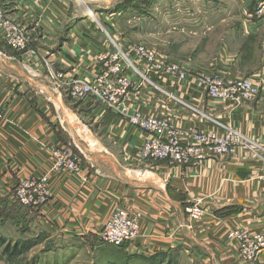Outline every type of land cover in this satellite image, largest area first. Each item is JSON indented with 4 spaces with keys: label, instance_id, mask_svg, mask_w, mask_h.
<instances>
[{
    "label": "crops",
    "instance_id": "crops-1",
    "mask_svg": "<svg viewBox=\"0 0 264 264\" xmlns=\"http://www.w3.org/2000/svg\"><path fill=\"white\" fill-rule=\"evenodd\" d=\"M87 1L91 0H77L88 13ZM248 1L247 11L253 4L264 2ZM71 3L72 0H0L6 19L28 38L27 48L17 51L0 34V198L12 204V189L23 178L47 180L48 202L30 211L36 213L34 224L42 227L48 242L60 251L97 241L110 214L121 206L143 213L140 235L130 244L136 253L149 257L179 252L185 243L194 251L191 257L201 256L209 264H243L236 243L227 236L230 231L244 228L252 234L264 232L261 157L238 148L232 157L209 159L184 168L168 161L149 165L137 158L144 134L106 106L89 100L77 103L94 117L89 131L104 151L99 152V158L87 159L72 144L50 97L62 101L63 92L69 98L67 84L74 77L88 79L96 72L94 56L102 52L104 36L96 23L72 22L76 16L68 17ZM114 22L110 24L115 26ZM248 28L247 34L254 35L257 26L249 24ZM259 37L243 42L251 44ZM261 41L260 54L256 46L255 56L249 50H241V42L229 52L232 59L224 61L227 57H221L222 66L218 65L232 78H250L260 86L249 102L232 106L209 100L198 80L189 77L180 83L165 78L159 86L191 109L146 87L140 93L143 97L136 99L133 106L143 116L171 115L183 130L196 126L207 132H220L214 122L195 113L202 111L246 139L256 141L264 152V37ZM227 47L226 44V51ZM62 106L66 116L82 126L71 110ZM91 138L94 146L85 142L90 151L101 149L97 140ZM67 160L74 161V169L66 167ZM139 166L154 177L144 183H135L145 178L143 172L136 173L135 182L121 177L120 169ZM196 199H201L206 213L197 223L191 222L184 212ZM225 210L233 212L219 214ZM94 247L98 248L96 242ZM261 262L264 264V254Z\"/></svg>",
    "mask_w": 264,
    "mask_h": 264
},
{
    "label": "rangeland",
    "instance_id": "rangeland-1",
    "mask_svg": "<svg viewBox=\"0 0 264 264\" xmlns=\"http://www.w3.org/2000/svg\"><path fill=\"white\" fill-rule=\"evenodd\" d=\"M72 1L73 3H71L70 10L68 12V17L74 15L76 16L75 20L74 17L73 19H71L72 22L76 21L80 23L81 21L85 20H89L91 22L92 16V18H94L96 21L97 19L99 20V24L103 29H107L111 32L110 28H112V33L115 34L117 38L128 40V42H132L134 44H139L142 46L144 45L154 50L155 52L166 56L172 61H177L179 63L181 62V64H186L201 71L207 70L211 72H218L231 77L229 74L221 71L223 70V68H218V65L222 66L221 64H219L223 60L221 59V57H227L224 61L232 59V56L229 55V52H233V50L231 49L235 48L238 43L240 44L246 38L258 35L260 36L259 41L255 40L251 44L244 42L241 43L240 49L249 50L250 53L252 52V55L255 56L254 52L256 46L257 49L259 48V54L261 53L260 44L262 42L261 40H263L264 37V25L257 26V28L254 29V35L247 34L248 31H250V28H248L250 21H248L246 17V12H248L247 9L249 7L248 0H152L150 2L146 0V2L144 3H141L139 0H137V3H135V9H129L125 11L124 9L122 10L118 7L123 6L129 0H91L87 1V6L89 7L92 14L89 16L88 14L90 12L88 11L87 13L86 9L83 8V5H81V2L78 3L77 0ZM108 18L111 20L110 22L106 21L105 23H103L101 21ZM112 18L116 23L112 20ZM112 22H114L113 24H115V26H112L110 24ZM244 23H247V26H245ZM253 23L256 25L255 22ZM251 28L253 27L251 26ZM115 30L118 33H115ZM226 44L229 46V48L227 47V51ZM188 66H186V70L187 72L190 71L189 77L193 78V76L191 75L193 71L190 70ZM156 76L158 78L153 81V83L157 86L156 90L164 95L163 92L165 90L162 89L159 84H162L166 77L160 75ZM78 79L85 81V79L83 78ZM234 79L250 80V78ZM75 80L76 77H74L71 81ZM167 80L171 81V83L181 82L179 81L180 79L177 78ZM254 85L257 87L258 93L260 86H257L255 83ZM67 93L69 92L67 91ZM64 96L65 95L62 92V101L59 98H54L53 96H51L50 99L57 108V117L61 121L63 128L69 135L72 144L76 147V150H78L79 153L81 152L87 159L99 158L100 154H102L99 152L104 151V148L102 144H100V142L89 131V126L93 125L94 117L92 116L90 111L82 110L81 108H79V103H77L76 99L71 98L70 95L69 98L66 96L68 99ZM142 97L143 95L141 97L139 96V99ZM58 102H63L62 104L64 105V107L69 111L71 110L70 112L76 117V119L82 124V126H84L90 132L91 136L97 140L101 149H97L92 152L90 151L86 143L76 142L73 139L69 131L70 127H68L67 122L65 121V113L57 106ZM151 115L160 117L161 113H153ZM206 120L209 123L215 122L216 124H219V122L213 120L208 115L206 117ZM127 123L129 124V122ZM130 126L133 127L132 125ZM221 132L222 131H220L219 133ZM243 139L244 141L236 148V150L238 148L246 149L247 151L255 154L257 157H261L264 160V152L261 150L263 148L258 146L256 141L254 140L253 142L251 139H246L245 137H243ZM236 150L231 155L212 157L208 158L207 160L232 157L236 153ZM162 161L167 162L168 160H145L143 161V163L146 162L149 165H158ZM168 162L174 164L173 166L184 168L187 167V165H195L202 161L192 159L191 162H188V164H175L170 161ZM140 169H142L140 168V166L139 168H129L128 170L120 169V173H123L121 177L126 179L127 181L135 182L134 176L136 175V173L143 172ZM143 174H145L146 179H144L141 183L147 182L148 178L154 177L145 172H143ZM24 179L26 178L18 181V183L12 189V193L14 192L19 182L23 181ZM37 181L43 183L42 185L45 186L47 190L46 193L48 194L49 188L47 180L46 182L43 179ZM196 201L197 202L193 203L192 205L201 204V199H196ZM14 202L9 205H14L16 207L11 208L10 211L7 209H0V237H2L3 241L5 242L3 246H0V264H138L137 258L134 256L141 254L136 253V248L131 245L124 246L122 248L109 246L104 244L99 237L97 241H90L88 245L85 244L83 246L82 244L79 246V248H67V250L63 249V251H60V249L56 247L54 243L48 242V238H46L42 232V227L38 224H34V215L36 213L30 211L33 209L24 208L20 205L15 204ZM17 209L20 212L21 217H15V211ZM205 214L206 213L204 210V214L197 219L189 218L187 214L186 216L191 222L197 223L201 222L204 219ZM229 234L230 232H228L227 239L231 242L233 240L232 238H230ZM22 238H36L38 240V244L33 246V248H31L27 252L18 256H10L8 254H4V248L6 244L14 245L18 241V239ZM95 242L98 246V248L96 249L94 247ZM181 245L183 249L179 252H166L171 258L172 264H209L204 261L205 258L203 260L200 259L201 256H199V258L197 256H194V258L191 257L190 255L194 253V251L190 250V246H188V244L183 243ZM141 253L143 254V252ZM130 256L132 257L130 258Z\"/></svg>",
    "mask_w": 264,
    "mask_h": 264
},
{
    "label": "built area",
    "instance_id": "built-area-1",
    "mask_svg": "<svg viewBox=\"0 0 264 264\" xmlns=\"http://www.w3.org/2000/svg\"><path fill=\"white\" fill-rule=\"evenodd\" d=\"M246 17L253 26L264 25V2L256 5L254 11L256 25L251 15L247 14ZM91 19L104 35L101 42L103 50L94 56L95 73L85 81L76 78L67 84L71 98L102 104L140 130L144 134L137 151L140 162L168 160L175 164H188L192 159L203 160L207 157L228 156L234 153L236 147L242 143V138L241 136L239 140L234 138L232 129L223 124L214 122L221 128V133L207 132L196 126L183 130L180 122L171 115L143 116L142 112L133 106L135 100L142 96L140 93L143 87L157 89L153 83L158 78L156 75L169 80L177 78L184 82L190 76V71L186 70L188 65L172 61L144 45L117 38L115 34L103 29L92 16ZM0 33L14 50L24 51L27 48V36L22 29L5 19L1 7ZM188 67L192 70L190 66ZM191 75L204 87L207 99L210 100L239 106L257 95V87L248 79L238 80L218 72L201 74L193 71ZM163 93L168 100L179 102L174 96ZM179 105L191 109L183 102ZM65 165L68 169L75 168L73 160H67ZM42 184L29 178L19 182L13 192L15 202L24 208L37 210L48 200L47 190ZM199 205L185 208L184 211L189 218L197 219L204 214V209L201 204ZM142 219L141 211H131L118 206L104 223L99 238L104 244H111L117 248L130 246L140 235ZM229 236L237 245L240 262L262 263L264 232L252 234L246 229H239L230 231Z\"/></svg>",
    "mask_w": 264,
    "mask_h": 264
},
{
    "label": "trees",
    "instance_id": "trees-1",
    "mask_svg": "<svg viewBox=\"0 0 264 264\" xmlns=\"http://www.w3.org/2000/svg\"><path fill=\"white\" fill-rule=\"evenodd\" d=\"M139 1L141 3L146 2V0H139ZM147 1L150 2L152 0H147ZM135 3H137V0H129L123 6H120L118 8L122 9V10L124 9V11L129 10V9H135L136 8ZM256 5L253 4V6H251L250 9L248 10V15L252 16L253 22L257 21L254 18V11H255ZM15 207L16 206H14V205L10 206L5 199L0 198V209L1 210L7 209L10 211L11 208H15ZM231 212H233V211L232 210H225V211L219 212V214L225 215V214H228ZM15 213H16L15 217H21V214L18 211V209L15 211ZM37 241L38 240L36 238H32V239L30 238V239L18 240L14 245L13 244L12 245L6 244L5 248H4V254L5 255L8 254L10 256L21 255V254L27 252L28 250H30L31 248H33V246L37 245L38 244ZM4 244H5V242L3 241L2 237H0V246H3ZM131 257L132 256H130V258ZM134 257L137 258L138 264H172L171 258L169 257V255L166 252L155 253L154 255L149 256V257H145V256H141V255H136Z\"/></svg>",
    "mask_w": 264,
    "mask_h": 264
},
{
    "label": "bare ground",
    "instance_id": "bare-ground-1",
    "mask_svg": "<svg viewBox=\"0 0 264 264\" xmlns=\"http://www.w3.org/2000/svg\"><path fill=\"white\" fill-rule=\"evenodd\" d=\"M256 9V8H255ZM89 15H92L91 14V12L88 14V16ZM259 26H262V24L261 25H259ZM192 68V67H191ZM192 70L194 71V72H197V73H201V74H213L214 72H204V71H196V70H194L193 68H192ZM188 79V78H187ZM239 80V79H238ZM186 81V80H185ZM199 82V81H198ZM210 100V99H209ZM179 102L177 103V104H181L182 102L180 101V100H178ZM212 101H215V100H212ZM181 102V103H180ZM215 102H219V101H215ZM219 103H221V102H219ZM222 104H227V103H222ZM57 106H58V108L60 109V110H62V108H63V106H62V104L60 103V102H58V104H57ZM63 111V110H62ZM64 112V111H63ZM198 112V113H197ZM197 112H195V113H197L198 115H201V116H204L205 118L207 117V115L206 114H203L202 113V111H197ZM65 113V112H64ZM74 119L72 118V117H70V118H68L67 116H66V114H65V121L67 122V125H68V127H70L69 128V131H70V133H71V135H72V137H73V139L76 141V142H86V143H88L89 145L91 144L92 146H94V144H93V142H91L92 141V138H91V136L89 135V133L87 132V130L85 129V128H83L82 126H79L76 122H74L73 121ZM140 131V130H139ZM141 132V131H140ZM232 132V135L234 136V138H237L238 140L240 139V136H241V138H242V142L244 141V139H243V136L241 135V134H239V133H237V132H235L234 130H232L231 131ZM142 133V132H141ZM143 134V133H142ZM236 145H237V143H236ZM91 146V147H92ZM238 147V146H237ZM236 147V148H237ZM260 149V148H259ZM236 150V149H235ZM235 152V151H234ZM208 158H212V157H207V158H205V159H203V160H200V161H205V160H207ZM144 179H146V178H143L140 182H138V183H141ZM144 183V182H143ZM135 241V240H134ZM106 245H109V246H113V245H111V244H106ZM114 247V246H113Z\"/></svg>",
    "mask_w": 264,
    "mask_h": 264
}]
</instances>
